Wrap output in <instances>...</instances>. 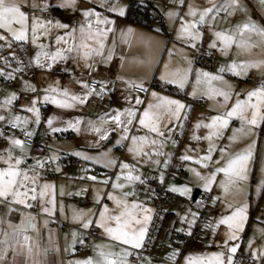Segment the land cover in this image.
<instances>
[{
	"label": "crops",
	"instance_id": "obj_1",
	"mask_svg": "<svg viewBox=\"0 0 264 264\" xmlns=\"http://www.w3.org/2000/svg\"><path fill=\"white\" fill-rule=\"evenodd\" d=\"M45 2L51 5L52 12L50 17L53 22L59 20L62 24L69 25V31L72 27H76L78 29L79 25L84 22L82 13L83 10L88 8L87 6H83L89 3V1L84 2V0H75L74 4L66 7H58L57 5L64 3L65 0H45ZM165 2L166 7H163V3L155 1V3L160 4V15L162 23L159 26H152L151 28L138 25L125 18L128 0H113L112 2H110V7H108V9L113 7L117 9L123 8V15H120L118 11H109L108 9H106V11H101L99 10L100 6L92 2V5L98 8L96 12L101 14L100 19L107 17L108 19L113 21L111 25L107 26L112 28L113 31L109 32L107 38L105 39V55L107 54L106 49L109 47H113L114 45L111 60L104 62L99 56H92L88 59V63L92 65V67L89 69L84 66L83 60H80L78 58L76 61H73L71 58H69L63 61H56L52 64L51 67V86L56 89H59L60 87V90H58L59 92H55L52 94L58 97L62 96L61 92L64 88L68 89L70 95L82 94L85 89L83 87V84L78 83L77 81L86 82L87 85V81L89 80H99L100 82L106 81L107 84L108 82L109 84H112L108 93L104 90L100 94L101 98L102 96L104 97V95L105 98L102 99V102L100 104L94 106L93 109L85 111L82 108V104H80L79 102H72L74 106L66 108L67 111L70 112L80 111L79 116L82 123L97 121L98 118H92L94 114H112L111 103H106V99H111L112 101L114 100V98H123L124 100L132 101L133 105L131 106L138 107V111L142 112L150 102L153 104H156L158 102L157 99L151 95L152 92L155 91L161 97L177 99L185 105V108L181 109V114L178 119L176 117H171V119H169V116L167 114L164 115L163 124L167 127H171V133L168 135V138L164 140L162 146H156L160 149V151L164 153V155L157 156L153 152L150 156V159L152 160L149 159L148 161H145V167L142 165L140 174L134 173V175H139L141 177L145 173H148V176H156L161 172H163L164 174L170 172L180 174L184 178H189L193 174V180L189 183V185L194 188L193 191L197 186L201 194L207 195V200H205V202L209 207V218L205 224V230L200 236L191 237L181 246H175L176 248L180 249V254L177 255L175 262L169 261L163 256L160 258L152 254L151 249L155 248L156 245L151 238L148 248L145 247V241L142 245V248L140 249H133L131 246H123L128 248L130 254L132 251H135V256L137 257V261L133 262L134 260L131 261L132 259L130 260V255H128L126 257L127 264H149V261L151 262V264H183V258L188 254H206L219 251L220 249H217L215 246H218L219 248L221 246L220 251H223V249H225L223 240L225 238V233L227 232V226H217L215 225V221L218 220L222 215L228 214L229 209L227 208V204H248L247 219L244 226L245 229L250 224L257 223L255 221V214H257V211L259 213H262V209H264V207L261 208L264 205V185H260L261 178H264V128L258 127L254 129V135L250 137L238 134L237 139L229 141L228 137L233 134V129L240 127L239 119L236 117H232L229 120L228 126L220 129L222 134L219 136H214L212 140L209 141L204 137L207 135L210 129L205 128L203 125L207 124L210 121L211 116L223 113L224 108L221 106L222 98L215 97L211 95V93L209 95H203L201 89L207 88V85H201V88H198L199 90L196 89V94L194 95L195 97H192V95H186L187 92H193L191 86H193L192 80L194 79V81H196V69H205L201 67L195 59V52L199 48H205L206 50L215 54V60L212 68L210 70L205 69L203 71H207L216 75H223L224 79L232 85L234 91L243 93L247 90L252 89L253 87L259 86L262 80V75H264V67L249 68L247 74L241 76H235L227 71H225L224 73H218L217 70L222 65H226L231 62L233 59H236L237 61L264 59V46L257 44V46L252 47L251 49H237L236 46L233 45L227 50L228 54L225 55L220 51L218 41L216 48H209V43L212 39V32L209 30L207 25H205L201 28V31L203 32L202 40L195 41L197 47L193 48L191 46V43L186 42L185 39H177V28L179 27L180 23L179 20H170L166 15V13L170 9L174 8L175 0H165ZM191 2L199 7L207 6V0H191ZM242 3L247 6V13L243 11H237L234 15L227 18L224 17V14H220L216 18L214 30L228 29L230 27H233L238 23H242L246 19V17H251L252 20L264 24V10L261 9L258 0H242ZM25 10L31 11V9L27 7L25 8ZM184 11H186V8L181 9L182 14ZM36 14H38V11H36ZM43 15L48 16L46 12H44ZM96 19L97 18L95 17L94 20H92L94 27ZM101 27H103V25H101ZM129 29H131L132 31L126 38L127 42H125V37L122 35V33H127ZM64 32L65 30L61 28L53 27L51 29V42L48 47L51 52L55 51L58 46H63L62 44L58 45L56 43L55 37L57 35L63 36ZM251 39L255 41L258 38L255 35H252ZM0 43L3 42L0 41ZM31 45L32 44L30 42L24 44L20 42H13L11 49L0 48V57H2V55L8 56L9 51L14 52L16 57L15 60L9 57V60L11 62L10 67L6 66L3 60H0V68H4L5 71H9L11 70V68L17 67L16 61L22 59L20 57L22 53L21 51H19V49L23 46L30 49ZM159 55L161 64L158 65L157 71L154 72L153 77L149 80L151 72L155 70L154 62L157 60ZM26 59L28 62L24 63L27 64L25 66L27 68L30 65L33 67L32 63H30L29 61L30 56H27ZM19 66L24 69L23 63H21ZM198 66H200V68ZM189 68L191 69V71L188 72L189 82L185 84L184 88L181 89L176 84H170L176 89L182 90L183 93H185V96L176 95L170 91L156 88L151 85L153 82L166 83L164 81H161L160 79L163 73H171L175 71L184 72ZM57 69H63L65 71V74L58 75L54 73V70ZM65 69L69 70L66 71ZM0 76L4 77L3 74H0ZM131 76L136 78V80L134 81L135 83H144L147 89L144 94L133 91L132 87H130L128 83L126 84L124 81H122ZM22 77L19 76L17 78L19 80L18 86H20V84L25 85V80H23L24 78ZM126 85H128L130 88H127ZM7 87L12 88V86ZM212 87H221V83L218 81H212ZM100 90L101 89H98L97 92H100ZM13 92H15L14 89L8 90L5 94H1L2 100L0 101V115H3L5 117H13L18 115L23 120L25 116L22 111L10 110V108L3 111L5 97L9 93ZM15 93H18V91L16 90ZM137 96H139L141 100V104L139 106H136L135 97ZM21 98L22 97H18V103L21 101ZM198 98L200 99V103L196 104L194 100H197ZM241 98H244L243 95L241 96ZM235 99L236 97L233 96L229 101L228 106H230V104L233 103ZM189 100L193 101V106L188 107ZM13 104L12 107H14ZM25 104V100H22V106ZM186 113L187 117H189V121L183 120ZM138 118L139 117L137 116L136 120H138ZM76 120L77 116H73L72 122L75 123ZM197 122H201V126L199 128L195 127ZM193 123L195 125H193ZM8 125L9 123L7 119L0 120V138H6L5 143H0V151L11 146V136L9 130H7ZM26 125H28V122L22 123V126L19 127L28 129L33 132V129L29 128ZM134 127H139L138 123H135ZM35 129L36 128H34V130ZM139 129L141 132L147 131L146 129ZM88 130L89 131H87V135L90 137L86 140V142L82 143V145H74L72 147L66 148V150L70 152L69 154L61 153L58 164L59 171H56L57 168L54 167L53 163L48 158H45L43 156H36L34 158H31L28 149L23 146L25 152L27 153L26 163L24 166L33 165L35 160L40 159V157H43L44 159L43 164H45L46 161H49L51 163L52 168L55 171V176L51 177L43 173L41 169L40 182H47L51 185H54V188L50 189L49 198H52L54 196L55 210L53 214L43 213L40 210V202L38 200L32 201L29 199L28 202L34 205L33 207L29 208L24 205H10L8 201L0 199V240L4 239L5 231H8L9 234H11L12 229L8 226L7 222L11 221L13 225L19 224L21 220V213L24 214L25 219H27V217L31 215V217H33L31 223L36 225L35 229L30 228L26 233L31 237L30 243L33 246V252L29 253L26 250L22 251L20 245L17 244L16 241L10 240L9 242L15 246L16 251L13 252L12 248L8 249L6 253L5 264H69L70 261L84 260L88 257H92L94 260H98L100 259V257L97 255L98 250L95 248L96 245H104L105 251H121L122 245H120L119 242H113L111 238L104 233L103 229L96 227L95 225L91 226L94 229V232L91 238L87 240L86 235L88 229H82L79 226V222L73 219V214L77 211H84L85 213H87V210L91 209L95 213L96 217H98L99 213L97 209L99 207H102L103 204H107L110 210L115 208L114 203L110 202V200H108L107 198L108 192H113V194L117 196L120 195V193L123 191L135 192L138 187L141 188L142 183L140 184V181L123 183L125 185L123 189H113L111 183L105 185L104 183L97 182V180L99 179L98 175L101 174V172H99V168H102V165H99L95 159L85 160L83 156L76 154L79 152L88 157L95 158L96 154L98 153L97 151L88 152L86 150H97L96 148H98V145L102 146L103 149H105L106 145L103 141L104 137H102L101 139L92 140L91 137L93 135V132L91 129ZM161 130H164V128H162ZM180 130H182V133ZM152 136L154 138L155 134H152ZM194 137H199L200 139H196ZM253 139L256 140V150L254 151L253 158L249 164L250 171L248 173V179L246 181L240 182V184L226 192L220 187V181L225 179V174L223 172H216V176L212 179L210 187L206 189L207 191L201 190V188H204L202 186L203 181L200 180L191 171V169H195L196 171L200 172L202 176H210L211 173L214 172L218 167H223L229 157L245 149L250 140ZM52 140L53 139L49 140V145L46 144L48 148L49 158H51V148L57 149L58 151L62 152V147H57L56 143L58 142H53ZM174 142L176 143L175 145L173 144ZM210 142L215 146V150L211 153V159L201 161L200 158L207 155V150ZM12 147L14 154L20 153L19 147ZM78 148L82 149L77 150ZM220 148L226 149L223 157L221 156V153L219 151ZM146 150L150 151V149L148 148ZM185 152H187V154H185L186 156L192 157L191 160L181 159L182 156H185ZM197 155L200 156L198 157ZM67 156L81 158L87 162V166H65L63 163H61L62 161L60 160H63V158ZM121 158L124 159L123 152ZM165 158H167V160L170 159L167 167H165L164 165ZM155 160H159L160 163L158 165L153 163L152 161ZM118 161L121 160L118 159ZM103 166L105 165L103 164ZM117 167L118 164L115 165V170H117ZM101 170L105 171L104 169ZM91 176L97 177V180L93 181L89 179V177ZM110 180L113 182H117L114 180V176ZM142 181L143 184H146V179L143 178ZM160 184L164 186L163 183ZM62 187L64 192L63 195H61ZM253 189L255 190L256 195L257 193L259 194L254 205V200L251 199ZM119 191L120 193H118ZM172 194L175 195V193ZM97 195H99L100 197L99 203L96 199ZM133 197H135V195ZM213 197L217 198L215 203H213ZM80 199H84L83 202H80ZM129 199L133 200L131 197ZM138 202L143 203L140 200ZM147 203L143 204L153 210L152 206L148 205ZM61 204L63 205V214L60 211ZM48 206L51 207V205ZM171 207L172 205H170L169 207H165L166 211L164 212L160 221L165 220L166 217L173 216L171 211L173 207ZM10 208L11 210H9ZM161 209H164V207ZM155 213L156 210H153L151 214L152 220L149 222L148 229L155 220ZM54 218H57L59 220L60 225H55ZM46 220L48 221V223H45ZM206 225L215 226V234H213L212 228ZM153 226L156 225L154 224ZM260 227L262 232L259 236H251V239L248 241L247 239L250 238V236H248V238L245 240L243 239V237H241V239L237 238L235 241L230 242V246L231 244H235L238 246L237 251H242L249 255L248 261L240 262L239 264H260L261 259H264L252 257L250 251L251 249L261 248L259 243L261 241V238L264 236V229L261 225ZM73 231L77 233L75 243L73 242L72 237ZM154 235L157 234L155 233ZM147 236L148 235L146 234V237ZM80 240L84 241L83 244L80 243ZM210 241H215V243H210ZM249 241H251V244H249ZM0 247H3V245H0ZM144 247L146 249H144ZM37 248L39 249L38 255L34 254ZM137 250H140L141 252L137 253ZM153 258L157 259V262H154L152 260Z\"/></svg>",
	"mask_w": 264,
	"mask_h": 264
},
{
	"label": "snow or ice",
	"instance_id": "obj_2",
	"mask_svg": "<svg viewBox=\"0 0 264 264\" xmlns=\"http://www.w3.org/2000/svg\"><path fill=\"white\" fill-rule=\"evenodd\" d=\"M75 0H65L64 3L57 5L58 7H66L74 4ZM262 10H264V0H258ZM31 9L26 11L25 8ZM51 7L48 3H38L37 0H0V48L11 49L13 42H20L22 44L30 42L36 46L37 51L31 58L30 63L34 62L37 67L47 66L52 67V64L56 61H63L71 58L76 61L78 58L84 61L86 68H91L92 65L88 63V59L92 56H99L101 60L107 62L111 60L113 55V47L106 49L105 55V39L109 32L113 31L112 28L107 27L113 23L112 20L104 17L100 19V13L95 12L94 9L83 10L84 22L79 25V28L72 27L69 31V25L62 24L59 20L53 22L52 19H41L36 14V10L41 13L47 12ZM186 8V11L181 13V9ZM109 11H118L120 15L124 14L123 8H110ZM237 11L248 12L247 6L242 3V0H207V6L199 7L191 0H175V6L170 9L166 15L170 20H179V27L177 28V39H185L186 42H190L193 48L197 47L195 41L202 40L203 32L201 28L205 25L212 32V39L209 43V48H216L217 41L219 42L220 51L225 55L228 54V49L233 45L237 49H251L257 46V44L264 46V24L258 23L252 20L251 17H246L242 23H238L228 29L214 30L216 18L220 14H224V17L234 15ZM95 16V27L93 26L92 17ZM103 25V27H101ZM53 27L64 29V35H57L55 37L58 46L55 51H45L47 47L43 43H38L40 37L47 36ZM131 29L127 33H122L126 38L131 33ZM247 33V36H246ZM252 35H255L258 39L252 40ZM11 57L16 59L15 53L9 51L8 56L0 57L5 65L10 67L11 62L8 59ZM41 57L44 58V62H41ZM17 67L11 68L10 71H5L4 68H0V74H3L5 79L13 78L15 73L23 72V68L19 65L21 62L16 61ZM264 67V59L256 60H239L233 59L226 65H222L217 71L218 73H224L225 71L232 73L235 76H241L247 74L249 68H262ZM68 71L69 69H65ZM191 69H186L184 72L175 71L171 73H163L160 77L161 81L169 84H176L181 89L188 83V72ZM212 81H218L221 83V87L213 88ZM82 83L85 91L82 94L70 95L67 88H64L61 92L63 99H57L55 95L46 94L43 99L45 101L51 100L53 104L59 105L63 108L73 107L72 102H79L83 104L88 96L93 93L100 95L103 91V81L100 82L101 90L96 92L95 89L89 88L86 82L77 81ZM58 83V82H57ZM26 89H30L32 92H36L37 89L34 85L24 82ZM200 85H207V88H202L203 95H211L222 98L223 113L213 115L210 121L203 126L210 129L207 135L204 137L209 141L214 136L221 135L220 129L228 126L229 120L232 117H236L240 121V127L233 129V134L228 137L229 141L237 139V135L252 136L254 135V129L260 127L264 128V75L259 86L253 87L246 92H236L233 90L232 85L224 79L223 75H216L196 69V81L193 86V92L189 95L196 94V87ZM130 87L139 88L147 91L143 82L131 83ZM45 93H55L56 88L51 85L43 90ZM16 93H9L4 100V106L10 105L12 100L16 98ZM157 99V103H149L142 112L138 111V107L129 106L120 109H113L112 114L105 113L100 117L101 126H96L92 121H89V126L92 130L100 134L102 132V126L106 122L104 117H107V121L114 122L116 128L120 129V136L116 143L118 145L123 144L131 139V143L128 144V152L132 156L148 157L154 152L157 156H162L164 153L160 151L157 145L162 146L164 140L168 138L171 133V127H167L163 124L164 115L167 114L169 119L171 117L179 118L181 109L185 108V105L177 99H170L168 97H161L155 91L151 94ZM243 95L244 98H241ZM235 96L236 99L229 105L231 98ZM136 106L141 104L139 96L135 97ZM71 101V102H70ZM32 107L27 108V111L35 113L36 120L39 121V110L35 107L37 99L33 98L31 101ZM190 107V106H189ZM186 115V114H185ZM138 119V128L142 127L147 131L142 134H132L131 126H133L135 118ZM123 117V119H122ZM7 119L9 124H15L22 126V123H27V118H22L18 115L13 117H5L0 115V120ZM54 117L48 118V124L51 125ZM68 127L75 128L79 131L80 119L78 118L75 123L69 121ZM201 122H197L195 127L199 128ZM164 128V130H161ZM53 131H59V129H53ZM152 134H155L153 138ZM108 131L103 130V137L107 138ZM200 139L199 137H194ZM19 147L20 153L14 154L13 147ZM146 148L150 149L146 150ZM215 150V146L210 142L207 150V155L200 158L203 160H210L211 153ZM256 150V140H250L247 147L235 155L229 157L223 167H218L210 176H202L200 172L195 169L191 171L203 181V187L209 188L212 179L215 178L216 172H223L225 179L220 181V187L224 191H229L231 188L237 186L242 181L248 179V173L250 171L249 164L253 158V153ZM110 151V150H109ZM221 156L223 157L226 149H219ZM81 155L85 160L95 159L97 163H104L105 167L119 165L121 170L130 169L127 173H116V180L118 181L121 175L125 176L128 182L143 181L139 175H134L135 166L124 161H118L112 158L107 152L101 153L99 157L92 158L84 155L83 153H76ZM26 155L23 148V142L19 139L12 138L11 146L7 149L0 151V199L8 201V203L16 205H24L26 207H33L34 205L29 203V199L32 201L40 202V210L46 214H53L55 210L54 196L49 198L50 189L54 188L47 182L41 183V169L44 164L41 159H36L33 165L24 166L26 163ZM170 155V154H169ZM53 156L49 160H55ZM182 160H191V156H182ZM155 164H159V160L152 161ZM169 160H164V165L167 167ZM207 166V165H205ZM59 171V168L56 169ZM89 179L96 181L97 177L91 176ZM164 173L161 172L160 180L163 181ZM104 184L111 183L113 189H123L124 184L113 182L110 179L102 181ZM260 185H264V178H261ZM259 187V185H258ZM170 190L173 192H179L182 195L190 193L191 189L188 187H176L170 186ZM63 187L61 188V195H63ZM134 191H123L119 196L114 195L113 192L107 193L108 200H111L115 208L110 210L107 204H103L102 207L97 209L99 215L96 217L95 213L89 209L87 213L84 211H77L73 214V219L79 222V226L82 229H89L95 225L103 229L104 233L111 238L113 242H119L122 245L120 252L105 251L104 245H96L98 250L97 255L100 257L98 260H94L92 257H88L84 260L70 261L69 264H127L126 257L130 255L127 247L131 246L133 249H140L145 241L146 234L148 233V225L152 220L151 208L146 207L143 203H139L136 200H130L129 198L134 196ZM97 202H100V197L97 195ZM213 203L216 202L215 197L212 198ZM48 205H51L49 207ZM227 208L229 212L227 215H222L215 221V225H226L227 232L223 244L225 250L216 251L206 254H188L183 258V264H235L233 254L237 251V245L231 244V241H235L238 238L239 232L243 230L244 222L247 219V203L233 204L228 203ZM11 210V208L9 209ZM60 211L63 214V205L60 206ZM192 216L198 215V213H192ZM33 217L29 215L25 219L24 214L21 213V220L19 224L13 225L11 221H8V226L12 229L11 234L8 231L4 232V239L0 240V264H5L6 253L9 248L15 252L16 248L9 241L14 240L20 245L22 251L29 253L33 252V246L30 243L31 237L26 233L31 229H35L36 225L31 223ZM184 220L185 217H180ZM45 223H48L46 220ZM189 224L193 223L192 220L188 221ZM212 228L213 234H215L216 227L213 225H206ZM182 229H177L181 231ZM77 233L73 231V242H76ZM83 240L80 243L83 244ZM215 243V241H210ZM251 244V241H249ZM46 251V250H45ZM251 255L254 258H264V246L259 249H251ZM39 254L37 248L35 253ZM180 254V249H173L168 259L176 261L177 255ZM149 264L151 262L149 261ZM260 264H264V259H261Z\"/></svg>",
	"mask_w": 264,
	"mask_h": 264
},
{
	"label": "rangeland",
	"instance_id": "obj_3",
	"mask_svg": "<svg viewBox=\"0 0 264 264\" xmlns=\"http://www.w3.org/2000/svg\"><path fill=\"white\" fill-rule=\"evenodd\" d=\"M86 1L87 2L89 1V3H87L83 7L87 6L88 9H94L96 12V10L98 8L96 6H93L92 2L95 3L96 5L100 6L99 10L106 11V9H108V7H110V2H112L113 0H84V2H86ZM31 2H32V0H29V3H31ZM37 2L38 3H46L45 0H37ZM156 2H158V1H156ZM154 5L157 8V10L159 12H161L160 4L155 3ZM36 11H38L37 15L40 16L41 19H51V17H50L51 12H52L51 7H49L47 12H46V14H48V16L43 15V13H41L39 10H36ZM94 18H95V16L92 17V20H94ZM159 25L160 24H158V23H154L152 26H159ZM50 42H51V31L47 36L40 37L38 40V43H43L44 45L47 46L45 48V51H49V52H51V50H49V48H48ZM26 50L28 51V55L26 53V56H30V59H31L35 55L37 48H36V46L31 45V48L29 49L26 47ZM8 59H9V57H8ZM30 59H29V61H31ZM159 59H160V55L158 56L157 60L154 62V67H155L154 69L155 70L153 72H151V74L149 76V80L153 77L154 72L157 71L158 65L161 64ZM19 61L21 62L22 59L21 60L19 59ZM41 62L42 63L44 62L43 57H41ZM32 65H33V67L30 65V66H28V68H33L34 74L29 73L27 70H23V72L14 74V77L11 78L12 79V88L5 87V88H2L0 90V101L2 100L1 94H5L8 90L14 89L15 92H16V90L18 91V93H16L17 94L16 98L12 100V103L10 105L4 106L3 111H5V109H8V108H10V110L22 111L25 118H27L28 125H26V126H28L29 128H32L34 133H35V131L38 133L43 132L46 135V144L47 145H49L50 139H53L52 140L53 142H58V143H56L57 147H62V149H61L62 152L58 151L57 149L51 148V157H53V156L56 157V159L51 160V162L53 163L55 168H59L58 164H59V159H60L61 153L69 154L70 152L68 150H66V148L72 147L74 145H82V143L86 142V140L90 137L87 135V131H89L88 129H91V128L89 126V122L88 123H82L81 118L79 116L80 111L70 112V111H67L66 108L60 107L59 105H56V104H53L51 100L45 101L43 99V97L46 94L53 95L52 93H45L43 91L44 89L48 88L52 83L51 68H48L47 66L37 67L34 62H32ZM200 66H198V67L200 68ZM203 70H205V69H203ZM19 76H21V77L23 76L22 77V78H24L23 80L27 81L31 85H34L35 88L37 89V91L32 92L30 89H26V86L22 85V84H20V86H18L19 80L17 78ZM135 80H136V78L131 76V77H127L126 79H124L122 81H124L126 84L128 83V85L130 86V84L133 83ZM192 81H193L192 85L194 86V83H195L194 79ZM128 85H126L127 88H130ZM107 86L108 87L106 89V92L108 93L110 90V86H112V84L111 83L109 84V82H108ZM193 86H191L192 89H193ZM198 88L200 89L201 85L196 87V89H198ZM58 90H60V87H59V89H57V92H59ZM189 93L190 92H187L186 95H189ZM18 97H22L21 101L19 103H18ZM56 97H57V99H63V96H61V97L56 96ZM192 97H195V96L192 95ZM33 98L37 99V103H36L35 107L39 110V121L36 120L35 113L27 111V108L32 107L31 101L33 100ZM104 98H105V95H104V97L102 96V99H104ZM22 100H25V102H26V104L23 106H22ZM192 100H189L188 107L193 106ZM194 101L196 104L200 103L199 98L197 100H194ZM13 102H14V104H13ZM106 103H108V104L111 103L112 110L113 109H120L121 111L124 108L133 105L132 101L124 100L123 98H114V100H112V101H111V99L110 100L106 99ZM12 104L14 107H12ZM73 116H77V119L78 118L80 119L79 131H77L75 128L68 127L67 122H69V121L72 122ZM102 116H104L103 113L100 115L94 114L92 116L93 119L98 118L97 121H94V123L98 127L101 126L100 117H102ZM49 117H54L51 125L48 124V118ZM104 119L106 122L103 124L102 132L100 134H98L97 132H95L94 130L91 129L93 132L91 139L92 140L101 139L103 137V130L108 131L107 138H104V140H103L104 144L106 145L105 149H103L102 146L98 145V148H96L97 150H95V149L89 150L88 149L86 151H88V152H92V151L96 152L97 151L98 153L97 154L95 153L96 157H99L101 153L107 152L114 159L117 158V160L119 159V160L127 162L129 164H133L135 166V170H134L133 174L134 173L140 174L142 165L145 167V161H148L150 158L143 157V156H138V157L134 158L132 156V154H130L128 152V144L131 143L130 138L127 142L118 145L116 143V141L121 134L120 129L116 128L114 122L107 121L106 116L104 117ZM122 119H123V117H122ZM183 120L189 121V117H187V113H186ZM135 123H138V120H136V118H135L134 124ZM134 124H133V126H131V133L132 134L142 135L146 132V131L141 132L140 129L138 132L137 131L138 127H134ZM193 125H195V124L193 123ZM34 128H36V129L34 130ZM140 128L143 129L142 127H140ZM53 129H59V131H53ZM180 131L182 133V130H180ZM173 144L175 145L176 143L174 142ZM81 149L82 148H78L77 150H81ZM122 152H123V158L124 159L121 158ZM185 154H187V152H185L184 155ZM188 155H189V153H188ZM197 156L199 157L200 155H197ZM151 158H153V157H151ZM40 159L43 162V160H44L43 157H40ZM79 159H81V158H79ZM166 159L167 158H165V160ZM81 160H83V159H81ZM150 160H152V159H150ZM60 161H62V160H60ZM169 161H170V159H169ZM98 164L102 165L101 166L102 168H99V172H101V174L100 175L97 174L98 178H99L97 180V182H100V183H102V181L105 179H111L113 176H114V180L117 181L116 180V173L122 172V171L124 173H127L128 171H130V169L121 170L119 165L117 167V170H115V166L105 167V166H103L104 163H98ZM101 169H104L105 171H103ZM166 170H170V169H166ZM160 174L161 173H158L156 176L155 175L148 176V173H145L144 175H142L141 180H143V178L146 179V181H145L146 184L142 183L141 188L138 187L137 190L135 191L136 192L135 197L132 196L131 198L133 200H137V201L140 200L143 203L148 202L147 204L151 205L153 210H156L155 218H156L158 213H160L162 211L163 212L166 211L165 207H169L170 205H172V207H173V209L171 210L172 214H173L172 217H166L165 220H163V221H160V220L157 221L156 220L154 222V224L156 225V234L157 235L153 236L154 237L153 242L156 245V247L151 249V253L154 254L156 257L161 258L163 256L167 260H169L168 259L169 255L172 253L173 249H176V247L170 243V241H169L170 234L164 228L165 227H171V228L174 227L175 229H182L183 228L186 230V232L191 233V230H192L194 223L196 221V218L198 216V215L192 216L191 214L192 213H198V208H199L200 204L199 203L196 204V206L198 205V207H195L192 205L193 201L191 200V197H192V193H193L194 188H192V186H190L189 183L193 180V177H194L193 174L189 178H186V177L184 178L180 174L168 172V173L164 174L163 181L160 180ZM153 179H155V180H153ZM150 181H153L155 184H158L160 186H162L160 183H163L164 186H162V187L166 191L175 193V195H176L175 199L172 202L168 203L166 206H163L164 209H161L162 206H160L159 203H157L156 199H153L151 197L149 199H146L143 197L142 194L147 193V192H149L150 196L152 194H155V193H151L152 189L149 185ZM117 182L120 184L128 183V181L125 179L124 175H121L120 179ZM139 183L141 184V181ZM170 186H176V187L186 186L189 189H191V191L187 195H182L179 192L171 191ZM195 189H199V188H197V186H196ZM201 190L207 191L205 188H201ZM118 193H120V191ZM258 195H259L258 193L256 195V192L253 189L252 190V196H251V199L254 200L253 205L256 203V199H257ZM206 200H207V198H206ZM110 202H112V201L110 200ZM202 205L205 206L206 209L209 211V207H208L206 202H204ZM263 207H264V205L261 208H263ZM158 209H160L161 211ZM255 215H256L255 221L257 223L250 224L246 229L243 227V230L238 235V239H241V237H243V239L245 240L248 238V236H250V238L247 239V241H248L251 239V236L257 237V236L261 235L262 230H261L260 225L264 229V209H262V213H259L257 211V214H255ZM180 217H185V219L181 220ZM189 220H192L193 223L189 224L188 223ZM245 223L246 222H244V226H245ZM150 232H151V226H149V230L147 233L148 236L145 239V247L146 248H148V246L150 244V237H151ZM259 244L261 247L264 246V236L261 238V241ZM167 246H170V247H167ZM145 247H144V249H146ZM215 247L217 249L221 250V246H220V248L218 246H215ZM139 252H141V251L137 250V253H139ZM152 260L154 262H157V259L153 258ZM131 261H133V260H131ZM169 261H171V260H169ZM133 262H135V261H133Z\"/></svg>",
	"mask_w": 264,
	"mask_h": 264
},
{
	"label": "built area",
	"instance_id": "obj_4",
	"mask_svg": "<svg viewBox=\"0 0 264 264\" xmlns=\"http://www.w3.org/2000/svg\"><path fill=\"white\" fill-rule=\"evenodd\" d=\"M163 3V7H166L165 0H155ZM130 15L129 20L138 24V25H146L149 28L152 27V25L156 22V17L153 13H148L146 15L138 14L136 6H132L130 8ZM195 59L198 64H200L205 69L210 70L213 66L214 60H215V54L213 52H210L206 50L205 48H199L195 52ZM27 71L31 74H34L33 68H28ZM54 73L58 75H64L65 71L63 69H57L54 70ZM108 81V79H107ZM12 86V79L8 78L5 79V77L0 76V89L3 87ZM88 86L91 89H95L96 92L98 89H101L100 81L99 80H89ZM107 82L105 81L103 83V88L106 91L107 89ZM146 89V87H145ZM132 90L138 93H145V90H141L139 88L132 87ZM102 102V98L100 95H97L93 93L92 95L88 96V98L85 100V102L82 104L83 110H91L94 108V106L100 104ZM7 130L10 132L11 139L16 138L23 142V146L28 149L29 155L31 158H34L36 156H43L49 159V153L48 148L46 146V135L43 132H32L28 129L21 128L15 124H9L7 126ZM6 138L1 137L0 143H5ZM62 163L65 166L70 167H86L87 163L84 160H81L74 156H67L63 158ZM43 173L53 177L55 176V171L52 168V165L49 161H46L44 164V167L42 169ZM149 185L154 193H156L159 196V205L166 206L168 203L172 202L175 199V195L166 191L162 186L155 184L153 181L149 182ZM144 198L149 199L151 196L149 192L142 194ZM197 199H199V208H198V216L196 218V221L194 223V226L191 230V233L186 232L185 229L182 228L181 231H177L174 227H165L164 229L169 232L170 237L169 241L173 246H181L184 242H186L191 237H198L201 234H203L205 230V224L209 218V211L206 209L205 206L202 204L206 200V195L199 194ZM84 199H80V202H83ZM54 223L56 226L59 225V220L57 218H54ZM94 232V229L91 227L87 231L86 238L89 240ZM225 250V249H223ZM144 253V252H143ZM130 259L137 261V257L135 256V251H132L130 254ZM235 264H239L240 262H246L249 260V255L242 251H236L233 255Z\"/></svg>",
	"mask_w": 264,
	"mask_h": 264
},
{
	"label": "trees",
	"instance_id": "obj_5",
	"mask_svg": "<svg viewBox=\"0 0 264 264\" xmlns=\"http://www.w3.org/2000/svg\"><path fill=\"white\" fill-rule=\"evenodd\" d=\"M155 0H128V3H127V9H126V13H125V18L129 19V15H130V8L132 6H136V9H137V13L138 14H142V15H146L148 13H153L156 17V22L155 23H158L161 25L162 23V20H161V15H160V12L157 10V8L155 7ZM145 27H148L146 25H144ZM19 51H21L22 55L20 56L22 58V61L21 63H23V67H24V70H27L28 68L25 66L27 64H24L25 62H28L27 59H26V53H27V50H26V47L23 46L19 49ZM2 57H6V55H2ZM197 62V61H196ZM153 87H156V88H161L163 90H166V91H170L176 95H180V96H185L183 93L182 90H179V89H176L175 87L171 86L170 84H167V83H157V82H153L151 84ZM151 193H154L152 190H151ZM151 198L153 199H156L157 203L158 200H159V196L155 193V194H152L151 195ZM197 203H200L199 202V199H196L195 201H193L192 205L195 206V207H198V205L196 206ZM200 206V205H199ZM160 210V209H158ZM161 211V210H160ZM164 212H160L157 214L154 222L157 220L159 221L161 219V217L163 216ZM153 222V224H154ZM153 224L151 225V239H153V235L156 233V226H153Z\"/></svg>",
	"mask_w": 264,
	"mask_h": 264
},
{
	"label": "water",
	"instance_id": "obj_6",
	"mask_svg": "<svg viewBox=\"0 0 264 264\" xmlns=\"http://www.w3.org/2000/svg\"><path fill=\"white\" fill-rule=\"evenodd\" d=\"M199 193H200V190L195 189V190L193 191V194H192V198H191V200H192V201H195V200L197 199Z\"/></svg>",
	"mask_w": 264,
	"mask_h": 264
}]
</instances>
